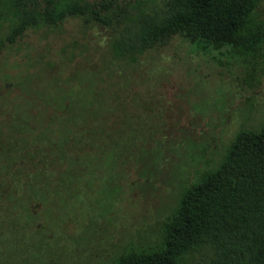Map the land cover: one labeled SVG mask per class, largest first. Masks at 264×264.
<instances>
[{
  "label": "trees",
  "instance_id": "trees-1",
  "mask_svg": "<svg viewBox=\"0 0 264 264\" xmlns=\"http://www.w3.org/2000/svg\"><path fill=\"white\" fill-rule=\"evenodd\" d=\"M261 1L0 0V50L71 18L108 30L112 64L134 65L173 37L195 52L227 48L252 60L264 50V21L254 15ZM72 72L71 86L36 99L51 110L43 124L19 118L0 130V264H9L17 248L9 230L20 233L19 244L32 231L28 242L37 247L41 230L56 226L53 215L89 200L124 145L137 146V136L121 131L118 88L106 84L114 71ZM117 72L114 78L124 79ZM139 148V158L146 151L154 158V146ZM223 154L214 168L182 183L155 241L126 245L111 264H264V125L240 128Z\"/></svg>",
  "mask_w": 264,
  "mask_h": 264
},
{
  "label": "rangeland",
  "instance_id": "rangeland-1",
  "mask_svg": "<svg viewBox=\"0 0 264 264\" xmlns=\"http://www.w3.org/2000/svg\"><path fill=\"white\" fill-rule=\"evenodd\" d=\"M254 15L264 21V1ZM108 41L107 29L70 18L0 50V130L19 118L43 124L51 110L37 98L71 86L72 69L106 68L114 71L108 88L117 87L124 102L121 131L138 139L135 148L124 145L89 200L71 214L52 213L56 226L41 230L37 247L28 242L32 231L19 244L20 233L9 230L17 247L9 264H111L126 245L155 241L182 183L214 168L240 128L264 125V50L241 60L227 48L195 52L173 37L128 66L112 64ZM117 71L124 79L114 78ZM140 145L154 146V158L149 151L139 158Z\"/></svg>",
  "mask_w": 264,
  "mask_h": 264
}]
</instances>
